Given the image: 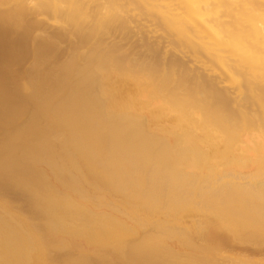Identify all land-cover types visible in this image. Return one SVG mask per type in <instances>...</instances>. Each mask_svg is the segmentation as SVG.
<instances>
[{
    "label": "bare ground",
    "instance_id": "6f19581e",
    "mask_svg": "<svg viewBox=\"0 0 264 264\" xmlns=\"http://www.w3.org/2000/svg\"><path fill=\"white\" fill-rule=\"evenodd\" d=\"M0 264H264V0H0Z\"/></svg>",
    "mask_w": 264,
    "mask_h": 264
}]
</instances>
